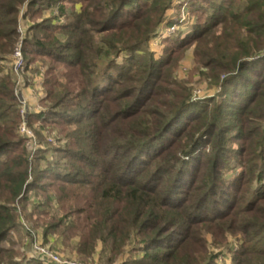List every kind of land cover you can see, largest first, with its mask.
Wrapping results in <instances>:
<instances>
[{"label": "trees", "instance_id": "16d2710c", "mask_svg": "<svg viewBox=\"0 0 264 264\" xmlns=\"http://www.w3.org/2000/svg\"><path fill=\"white\" fill-rule=\"evenodd\" d=\"M182 4L191 29L156 57L148 43L173 0H0V244L22 202L44 241L77 238L84 259L101 245L106 264L127 249L121 264H218L210 235L215 248L234 238L231 264H264V0ZM23 10L26 67L47 66L42 111L28 125L67 140L32 160L16 78L2 65ZM190 50L192 72L214 91L201 103L178 77ZM0 264L43 262L0 247Z\"/></svg>", "mask_w": 264, "mask_h": 264}, {"label": "rangeland", "instance_id": "374dc122", "mask_svg": "<svg viewBox=\"0 0 264 264\" xmlns=\"http://www.w3.org/2000/svg\"><path fill=\"white\" fill-rule=\"evenodd\" d=\"M186 0H173L174 6H178L175 12L168 15L165 19V21L160 25L156 36L152 39H150L148 43L149 51H154L156 57H160V55L163 53L162 49L164 47V40L168 39L170 37L175 38H182L184 35H186L190 29L191 24L194 20L193 17L189 16L187 6L186 4H182ZM188 1V0H187ZM77 10H79V5L76 6ZM66 9L69 10V6L66 5ZM173 9V8H172ZM171 11V10H170ZM25 14V12H24ZM46 17H49L50 14H45ZM43 15V17H45ZM24 17V23L25 25H31V22L28 20V17L26 15ZM175 17V18H174ZM175 19L179 20L181 19L177 24L174 23ZM62 21V20H61ZM171 22V24H170ZM174 23V24H173ZM173 27V28H172ZM27 32V31H26ZM158 33L160 34L158 36ZM128 57L127 55H122L117 58V62L121 64L124 59ZM2 65H5L4 67L7 69L12 68V61L9 62H3ZM35 70L32 71V69H29V72H31L30 75L37 74L40 70L44 72L46 70V67L42 66L41 63H36ZM31 68H34V66H31ZM193 68V62H192V50L188 51L185 54L184 59L181 61L180 68L178 69V77L181 81H188L189 80V87L192 90V100L196 101L198 103L205 102L208 98L212 97L214 94L213 89L209 87L208 81H203L199 79L197 76V72H192ZM192 75V80L189 79ZM44 78V77H43ZM25 79V88L23 90H27L29 88L27 85L30 84L29 80L30 78H24ZM44 83V81H43ZM44 89V84H43ZM28 93V92H27ZM30 90V94H31ZM45 95V91H44ZM22 96L27 104L28 107H31L30 114H38L42 111V107L40 105L39 100L37 104L40 105V110L38 112H34L35 108L34 106L29 105V102L27 100V94L22 93ZM44 97V96H43ZM35 100V99H34ZM29 117V116H28ZM28 125V123H27ZM38 124L33 122L32 126H27L28 130L30 131L31 136H26L25 134H22L21 132H18L19 135H21L26 140V147L28 149V153L30 155V160L32 158L37 157V150H46V149H54L58 147H63L66 143V138L63 134H61L58 129H51V132L49 135L46 133H43L42 137L39 138L36 135ZM51 142V143H50ZM30 147H28V146ZM32 150V152L30 151ZM32 155V156H31ZM41 169L46 168V161L43 159L40 162ZM229 176H232L230 173ZM227 176L226 179L230 180L231 178ZM44 197L40 196V202H43ZM31 202V201H30ZM16 209L18 214V221H17V229L11 233L9 237H7L1 244V248H6L14 251L16 253V257L18 260H21L23 258H26L27 256H34L33 248L39 247V248H46L52 253H56L61 258L64 259H75L76 261L82 262L84 264H106V256L105 252L102 251V246L99 245L96 249L95 254L89 258L84 259L78 256L76 253L75 247L78 243V239H73L70 241V244H65L63 241V238L58 235H52L48 237L47 241H44L43 238V227L38 226L37 228L34 227L33 222L28 218V214L32 210V207L30 205H25L24 203H16ZM50 214L52 216H56L58 214L57 205L55 202H53L48 208ZM35 219V217H33ZM206 244L207 248L210 252L218 254L217 257V263L218 264H231V257L228 256L229 251L236 249V242L234 241V238H228V243L226 247L221 248H215L213 245V240L210 235L206 236ZM131 249L125 250V252L122 254V256L118 259L117 263L114 264H121L123 263L130 255H131ZM134 258H141L142 253L140 251L132 254Z\"/></svg>", "mask_w": 264, "mask_h": 264}, {"label": "built area", "instance_id": "2783aa9c", "mask_svg": "<svg viewBox=\"0 0 264 264\" xmlns=\"http://www.w3.org/2000/svg\"><path fill=\"white\" fill-rule=\"evenodd\" d=\"M24 12L25 10L21 11V14L19 16V24L17 26V34H18V40L13 48V51L10 55V59L12 61V71L16 78L17 83V89H16V95L20 101V116H21V123L18 128V132H21L22 134H25L26 136H31L30 131L28 128H26L28 125V116L30 114L31 107H28L23 96H22V90L25 88V79L24 78H30V90L32 92L31 97L35 99L34 103V112H38L40 110V105L37 104L39 100H41L44 96V89H43V71L40 70L35 75L29 74V69H27L22 47L23 42L26 36V31L29 28V25H25L24 23ZM48 14L56 15L57 12L55 10H50ZM181 20V19H180ZM179 20V21H180ZM59 23H62L63 20H59ZM173 28V27H172ZM160 34L158 33V36ZM28 146V145H27ZM29 147V146H28ZM30 148V147H29ZM32 152V150H30ZM34 258L39 259L43 262V264H84L82 262L76 261L75 259H64L61 258L56 253L50 252L46 248H39L35 247L33 248Z\"/></svg>", "mask_w": 264, "mask_h": 264}, {"label": "crops", "instance_id": "0c3cea01", "mask_svg": "<svg viewBox=\"0 0 264 264\" xmlns=\"http://www.w3.org/2000/svg\"><path fill=\"white\" fill-rule=\"evenodd\" d=\"M177 7L178 6H175V7H173V9H171V11H169V13H168V15H170V14H172L173 12H175V10L177 9ZM174 14V13H173ZM175 18V17H174ZM30 69H32L31 67H30ZM35 70V67L32 69V71H34ZM31 71V72H32ZM31 72H29V74L31 73ZM29 82H30V80H29ZM28 87L30 86V84L29 85H27ZM25 92V94H27V100H28V102H29V105H31V106H33L34 105V103H35V100H34V98L33 97H31V94H30V87L29 88H27V90L25 91V90H22V93H24ZM28 92V93H27Z\"/></svg>", "mask_w": 264, "mask_h": 264}]
</instances>
